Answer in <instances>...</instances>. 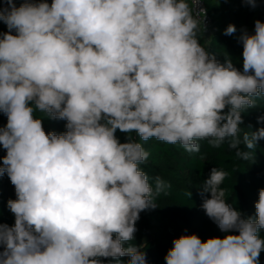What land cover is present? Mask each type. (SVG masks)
<instances>
[{"label": "clouds", "instance_id": "obj_1", "mask_svg": "<svg viewBox=\"0 0 264 264\" xmlns=\"http://www.w3.org/2000/svg\"><path fill=\"white\" fill-rule=\"evenodd\" d=\"M4 4L0 177L7 174L16 199L7 202L14 224L0 223V264H119L125 256L147 264L131 242L140 213L157 207L165 184L141 168L150 153L130 134L189 153L200 152L199 141L227 142L247 160L241 145L255 149L264 139V127L242 138L240 127L242 113L264 98V22H254V34L241 32V71L231 56L221 63L200 44L189 0ZM236 31L229 24L224 35ZM37 111L66 121V131L46 132ZM227 175L213 167L200 188L209 194L203 211L224 235H181L166 264H260L264 188L255 215L246 216L225 198Z\"/></svg>", "mask_w": 264, "mask_h": 264}, {"label": "trees", "instance_id": "obj_2", "mask_svg": "<svg viewBox=\"0 0 264 264\" xmlns=\"http://www.w3.org/2000/svg\"><path fill=\"white\" fill-rule=\"evenodd\" d=\"M206 11L211 19L212 33L205 37L200 29L197 39L200 44L214 55L221 63L224 56L232 57L233 62L241 71L243 46L239 40L242 30L254 34V22H264V0H257L256 7L246 4L244 0H203ZM17 7L23 0H14ZM51 3V0H48ZM4 0H0V6ZM229 24L235 25L237 31L232 35H224ZM7 26L0 21V33L7 32ZM37 118H42L46 132L57 134L66 131V121L51 119L43 113L36 112ZM264 116V98L256 99V106L242 113L243 123L241 138L247 132L251 135L264 123H258L257 118ZM7 124V116L0 113V127ZM116 135L125 142L126 134L117 131ZM133 139L142 143L150 153L149 160L141 168L150 178L159 176L165 184L164 190L154 198L157 207L149 208L140 213L136 222V233L131 243L138 245L146 252L147 264H166L165 256L173 247V240L185 234H196L202 241L212 237H222L215 222L209 219L201 205L205 196L201 194V186L213 167L228 173L222 187L226 189L227 202L240 210L246 216L255 215V203L258 201L259 190L264 188V139L257 142L247 160L236 156L235 150L223 143L219 148H213L206 140L199 141L200 152L189 153L179 144L170 145L156 139L141 141L135 133ZM6 150L0 146V164ZM204 159H201V156ZM16 199L15 187L7 174L0 177V223L14 224V216L7 207V202ZM264 236V230H261ZM127 246V244L125 245ZM130 257L119 258V264H128ZM260 264H264V251L261 252ZM103 264H118L113 258L104 259Z\"/></svg>", "mask_w": 264, "mask_h": 264}, {"label": "built area", "instance_id": "obj_3", "mask_svg": "<svg viewBox=\"0 0 264 264\" xmlns=\"http://www.w3.org/2000/svg\"><path fill=\"white\" fill-rule=\"evenodd\" d=\"M189 4L193 8V15L201 20L199 29L202 35L205 37H208L212 33L213 30H212L211 19L204 6V1L199 0L197 5L195 6L194 4H192V0H189ZM1 6H6V5L2 4Z\"/></svg>", "mask_w": 264, "mask_h": 264}]
</instances>
